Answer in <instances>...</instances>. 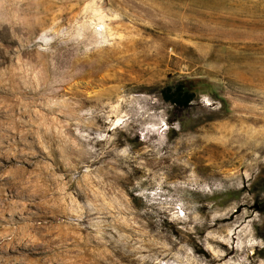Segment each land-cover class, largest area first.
<instances>
[{"label":"rangeland","instance_id":"374dc122","mask_svg":"<svg viewBox=\"0 0 264 264\" xmlns=\"http://www.w3.org/2000/svg\"><path fill=\"white\" fill-rule=\"evenodd\" d=\"M0 264H264V0H0Z\"/></svg>","mask_w":264,"mask_h":264},{"label":"trees","instance_id":"16d2710c","mask_svg":"<svg viewBox=\"0 0 264 264\" xmlns=\"http://www.w3.org/2000/svg\"><path fill=\"white\" fill-rule=\"evenodd\" d=\"M160 91L162 98L178 106L185 105L193 95L192 92L183 89L180 83H176L172 88L171 86L164 85Z\"/></svg>","mask_w":264,"mask_h":264},{"label":"bare ground","instance_id":"6f19581e","mask_svg":"<svg viewBox=\"0 0 264 264\" xmlns=\"http://www.w3.org/2000/svg\"><path fill=\"white\" fill-rule=\"evenodd\" d=\"M262 139V138H261ZM256 141V140H255ZM255 141H253V142H255ZM259 142V141H258ZM262 143V142H261ZM261 143H259V144H261ZM255 144V143H254ZM258 145V144H257ZM263 145V144H262ZM260 148V147H259ZM178 169V168H177ZM178 172V171H177Z\"/></svg>","mask_w":264,"mask_h":264}]
</instances>
